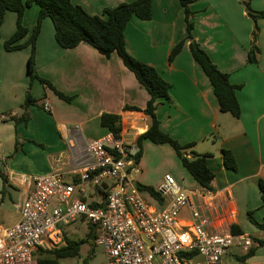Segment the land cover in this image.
Returning <instances> with one entry per match:
<instances>
[{
	"label": "crops",
	"instance_id": "obj_1",
	"mask_svg": "<svg viewBox=\"0 0 264 264\" xmlns=\"http://www.w3.org/2000/svg\"><path fill=\"white\" fill-rule=\"evenodd\" d=\"M71 1L89 14H101L105 7L132 0H93L92 4L85 5L80 4V0ZM248 1L253 9L264 10V0ZM190 8L194 12L191 31L194 41L219 70L228 74L231 83L240 85L236 96L241 114L235 119L219 110L209 79L191 55L189 40L173 60L168 61L171 48L186 36L183 8L178 0H151L150 19L132 16L127 22L126 48L138 60L153 66L171 85L168 98L161 99L155 108L162 131L182 144L194 142L192 150L197 153L211 152L213 155L207 165L214 177L212 189L205 190L181 163L162 168L161 158L164 155L175 157L174 150L167 143L156 144L144 139L135 179L157 188L163 175L170 173L180 186L196 192L193 199L207 229L230 230L235 224L241 234L250 239L264 238V231L248 218L251 211L255 220L264 221V204L258 187V180L264 181V18L257 21L256 43L260 53L256 62H248L253 24L241 1L198 0ZM38 12L36 4L25 9L22 23L29 31L19 43L27 40ZM45 20L41 22L35 43V68L38 75L49 80L57 90L72 96L70 102L57 97L38 80L30 82L27 74L29 46L13 51L4 49V40L16 27L15 12L7 11L0 25V115H7L0 121V172L6 184L18 190V198L27 189L24 179L28 175L61 171L67 179L77 178L78 172L71 170L75 163L78 169L82 168L80 148L67 143L75 127L79 128L84 142L100 138L108 132L99 124L100 115L116 113L121 118L120 138L126 143H135L151 123L150 117L142 111L149 94L116 53L105 57L85 42L62 48L55 41L53 25ZM29 84L40 107L30 105L26 110L27 123L14 124L12 118L24 112L21 105ZM44 102L48 103L49 111L41 107ZM124 106H135L139 110L124 109ZM91 124L93 130H97L93 135L88 127ZM4 139L11 142L7 153H4ZM222 148L232 152L236 170L223 165ZM1 184L0 177V188ZM82 198L93 203L102 195L87 186ZM18 219L16 211L15 219L4 227ZM190 221L188 210L183 209L177 223L184 225ZM92 248L88 253L91 260L86 264L93 261L97 247ZM246 251L231 248L223 256L222 264H264V244L257 246L250 257L239 260ZM103 261L104 256L101 264Z\"/></svg>",
	"mask_w": 264,
	"mask_h": 264
},
{
	"label": "built area",
	"instance_id": "obj_2",
	"mask_svg": "<svg viewBox=\"0 0 264 264\" xmlns=\"http://www.w3.org/2000/svg\"><path fill=\"white\" fill-rule=\"evenodd\" d=\"M42 108L49 111L48 103ZM6 117L1 114L0 121ZM67 143L80 148L82 168L75 163L71 170L77 178L52 171L24 179L27 189L15 205L19 219L0 228V264H34V253L62 245L65 227L78 219L93 226V244L102 248L103 264H222L231 248L254 244L241 233L207 229L193 199L196 192L180 186L170 173L155 188L161 201L143 197L135 179V143L112 132L84 142L77 127ZM87 186L102 195L94 206L82 198ZM183 209L191 221L179 225Z\"/></svg>",
	"mask_w": 264,
	"mask_h": 264
},
{
	"label": "trees",
	"instance_id": "obj_3",
	"mask_svg": "<svg viewBox=\"0 0 264 264\" xmlns=\"http://www.w3.org/2000/svg\"><path fill=\"white\" fill-rule=\"evenodd\" d=\"M178 1L183 8L186 36L180 39L171 48L168 61H172L175 55L181 50L185 41L189 40L191 55L209 79L213 93L218 102L219 110L229 113L232 117L238 119L241 114V109L236 91L240 88V85L231 83L228 74L217 68L207 52L202 49L192 37V18L194 12L191 10L190 5L198 0ZM239 1L244 3L245 11L251 18L253 24L250 47L247 51V61L256 62L257 54L260 53V48L256 43L259 34L257 21L258 19L264 18V10L253 9L248 0ZM33 4L39 7L36 23L32 27L27 40L19 43L18 41L29 31L22 23L23 13L27 7ZM7 11L15 12L16 27L14 32L4 40V49L13 51L29 46L30 53L27 58V74L30 82L38 80L43 86L51 89L57 97L66 102H70L72 96L57 90L49 80L39 76L35 68V43L40 31L41 22L44 18H49L51 20L55 41L62 48H72L81 42H85L105 57H109L111 53H116L123 65L134 74L136 80L149 94V98L142 111L150 117L151 123L149 127L136 138L135 144L138 146V151L135 156L136 162L138 163L140 160L142 154V141L144 139L156 144L167 143L172 147L182 167L191 177L205 190L212 189L211 181L213 180L214 174L208 167L207 162L213 154L211 152L197 153L192 150L194 142L182 144L162 131L159 120L155 114V108L161 99L168 98L171 85L153 66L132 56L125 45L124 30L127 22L132 16H136L143 20L150 19L152 15L151 0L122 2L114 7L103 8L101 14H89L82 6L74 4L71 0H0V25L4 21ZM30 105H37L40 107L37 103V99L31 93L29 84L26 89L24 102L21 105L24 112L19 117L12 118L14 124H18L19 122L27 123L28 113L26 110ZM124 109L139 110V108L135 106H124ZM120 119L119 114L103 112L100 115L99 124L108 132H112L116 137L120 138ZM16 149L17 145L15 144V150ZM220 154L222 156L223 165L226 168L231 170L237 169L235 158L230 150L222 148L220 149ZM0 177L4 186L6 184V178L1 172ZM138 186L141 190H146L151 197L158 201L162 200V197L154 187L141 183H138ZM258 187L261 192V201L264 204L263 180H258ZM92 205L94 206L95 203L93 202ZM248 218L258 229L264 231V221L258 222L255 220L251 211L248 212ZM88 226L89 229L86 238L76 240L65 234L62 245L52 249H40L44 255L37 260V264H58V259L60 258L74 257L79 253L81 245L87 240L91 241V245L94 247V228L91 224H88ZM230 231L233 233H241V229L235 224L231 225ZM251 240L255 244L250 246L245 254L239 256V260L250 257L254 254L257 246L264 244V238H251ZM89 258L90 254L87 255L84 264H86Z\"/></svg>",
	"mask_w": 264,
	"mask_h": 264
},
{
	"label": "rangeland",
	"instance_id": "obj_4",
	"mask_svg": "<svg viewBox=\"0 0 264 264\" xmlns=\"http://www.w3.org/2000/svg\"><path fill=\"white\" fill-rule=\"evenodd\" d=\"M75 1V0H74ZM80 0V4L82 3L85 5V3H93V0ZM243 8L245 9L244 3H243ZM247 14V13H246ZM46 22L50 24L52 27V23L49 18H45ZM259 26V25H258ZM53 28V27H52ZM46 30V29H45ZM6 115V114H5ZM7 116V115H6ZM90 129L91 135H93V132H96L97 130H93V124L88 126ZM3 145H4V153H7V145L8 147L11 146V142H8L7 139L3 140ZM171 147V146H170ZM172 148V147H171ZM5 156V155H4ZM177 156V155H176ZM175 157H172L170 155H164L162 160L160 161L161 167L162 168H167L168 166H173L174 164L177 163L178 166H180V162L178 159ZM8 157V156H7ZM2 166V164H1ZM2 168V167H1ZM2 180V179H1ZM139 183V182H138ZM2 187L0 188V225L3 227L13 221L16 217V210H15V203L18 200V190L15 188V186L12 185H7L5 184L3 186L2 182ZM2 190V192H1ZM141 194L143 197L150 200V196L148 195V192L146 190H141ZM66 235L72 239H81V238H86V234L88 232L89 226L86 223V221L78 219L76 222L73 224L66 226ZM91 241L87 240L85 241L79 250V253L74 256V257H66L58 260L59 264H84L85 259L89 253V249L91 248ZM94 248V247H93ZM95 249V248H94ZM34 264H37V260L39 258L43 257V252L40 250L34 253ZM103 251L101 247H97V249L94 250L93 252V261L90 264H101L103 260ZM89 259L87 263L90 261Z\"/></svg>",
	"mask_w": 264,
	"mask_h": 264
}]
</instances>
